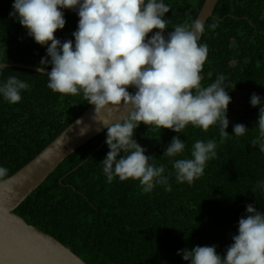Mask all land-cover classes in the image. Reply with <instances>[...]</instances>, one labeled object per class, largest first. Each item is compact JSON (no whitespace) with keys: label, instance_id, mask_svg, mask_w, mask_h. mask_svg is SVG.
I'll return each instance as SVG.
<instances>
[{"label":"trees","instance_id":"obj_1","mask_svg":"<svg viewBox=\"0 0 264 264\" xmlns=\"http://www.w3.org/2000/svg\"><path fill=\"white\" fill-rule=\"evenodd\" d=\"M205 1L165 0L170 7L169 30L196 20ZM13 3L0 0V62L37 67L46 48L10 16ZM65 19V28L55 34L61 41L74 39L79 18L66 10ZM200 43L209 49L202 84L223 75L226 85H236L228 90L232 102L226 131L234 135L236 124L248 131L223 143L215 126L207 132L189 126L179 133L186 144L184 157L190 156L196 140L217 142V157L207 162L199 179L178 184L173 175L172 191L157 186L147 194L137 181L117 178L108 184L100 164L109 151L106 130L68 157L15 213L87 264H186L177 252L195 246L215 245L223 256L237 234L239 219L246 215V205L264 210V192H253L257 181L264 179V153L251 146L258 134L259 107L250 104L253 93L264 97V0H219ZM9 75L30 88L17 104L0 98V166L9 170L8 178L91 107L82 95L53 93L47 76L38 72L9 66L0 79ZM175 135L167 129L149 131L143 124L135 131L146 155L155 156L156 164H164L168 171L172 164L162 156Z\"/></svg>","mask_w":264,"mask_h":264},{"label":"clouds","instance_id":"obj_2","mask_svg":"<svg viewBox=\"0 0 264 264\" xmlns=\"http://www.w3.org/2000/svg\"><path fill=\"white\" fill-rule=\"evenodd\" d=\"M12 8L10 16L27 36L46 48L36 71L47 76L53 93L82 95L94 106L96 117L105 110L127 113L119 122H101L107 128L109 151L100 164L108 184L118 178L137 181L144 194L157 186L170 192L174 175L178 184L191 185L204 174L207 162L217 157L218 145L214 139L196 140L190 156L184 157L186 144L179 133L189 126L204 132L215 126L220 143L247 133L243 124L233 126L234 135L226 131L232 102L228 90L236 85H226L223 75L202 84L209 52L207 44L200 43L203 22L193 20L169 30L170 7L165 0H14ZM66 10L79 19L74 39L61 41L55 34L65 28ZM6 68L7 63L0 62V76ZM207 75L211 79L212 73ZM29 88L26 81L9 75L0 79V98L17 104ZM250 104L259 107L258 134L251 146L264 153V97L253 93ZM141 124L149 131L167 129L177 134L162 156L170 160L171 171L157 165V158L146 155L136 140ZM86 132L81 129V135ZM8 172L0 166V184L6 183ZM257 190L264 192V179L257 181L253 192ZM231 239L223 256L215 245L178 250L177 255L186 264H264V210L246 205V215Z\"/></svg>","mask_w":264,"mask_h":264},{"label":"water","instance_id":"obj_3","mask_svg":"<svg viewBox=\"0 0 264 264\" xmlns=\"http://www.w3.org/2000/svg\"><path fill=\"white\" fill-rule=\"evenodd\" d=\"M218 2L206 0L196 20L206 26ZM9 66L37 72V67L30 65L9 63ZM126 114L123 109H114L96 117L91 106L40 155L0 184V264H87L57 239L29 225L15 211L68 157L107 130L102 120L116 123ZM81 129H87L86 134L81 135Z\"/></svg>","mask_w":264,"mask_h":264}]
</instances>
